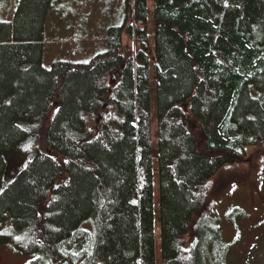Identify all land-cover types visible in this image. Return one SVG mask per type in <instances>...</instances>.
Wrapping results in <instances>:
<instances>
[{"label": "trees", "instance_id": "1", "mask_svg": "<svg viewBox=\"0 0 264 264\" xmlns=\"http://www.w3.org/2000/svg\"><path fill=\"white\" fill-rule=\"evenodd\" d=\"M93 1L109 2L110 25L105 51L84 64L43 65L56 0H16L0 18V244L61 264L89 239L80 264H158L156 135L161 264H207L222 234L213 178L248 147L262 149L264 172V0H153L154 44L148 0ZM20 153L30 160L8 179Z\"/></svg>", "mask_w": 264, "mask_h": 264}, {"label": "rangeland", "instance_id": "2", "mask_svg": "<svg viewBox=\"0 0 264 264\" xmlns=\"http://www.w3.org/2000/svg\"><path fill=\"white\" fill-rule=\"evenodd\" d=\"M52 11L49 13L45 25L44 35V61L45 68H51L58 60L87 63L98 53L105 51V36L109 29L110 20H106L102 11L109 6V2L99 6L94 11L93 0H56ZM16 0H4L0 3V18L7 20L16 8ZM94 11L91 18L89 15ZM154 2L148 0V43L154 44ZM88 19L89 21H85ZM90 34H89V33ZM126 45L134 51L137 46L130 43L124 36ZM155 48H153L154 50ZM151 91L154 111L156 109V65L151 61ZM18 125L27 129L29 123L18 121ZM154 135V208H155V234H156V260L162 263V234L160 221V195L158 179V143ZM21 146L17 147L20 148ZM25 152L22 146L21 153ZM247 155L243 162L227 163L213 178V189L210 199L215 201L216 209L211 217V224L222 231L219 240L207 242V264H264V172L262 171V149L248 147ZM12 154L8 162V179H13L26 162L30 160L24 154ZM23 156V157H21ZM14 176V177H13ZM13 177V178H12ZM7 233L18 237L13 230L10 218L6 219L4 228ZM193 238V237H192ZM190 239L193 242V239ZM19 242V241H18ZM91 241L84 239L78 246H73L66 256L74 264H80L75 258L84 248L86 252ZM69 246L67 247V249ZM85 253L83 254V256ZM0 264H46L36 257L25 256L12 244H0ZM52 264V263H48Z\"/></svg>", "mask_w": 264, "mask_h": 264}, {"label": "water", "instance_id": "3", "mask_svg": "<svg viewBox=\"0 0 264 264\" xmlns=\"http://www.w3.org/2000/svg\"><path fill=\"white\" fill-rule=\"evenodd\" d=\"M105 116H106V114H105V113H102V114L100 115V117H99L98 123L100 122V119L103 118V117H105ZM61 264H72V263H70V262L67 260V261L62 262Z\"/></svg>", "mask_w": 264, "mask_h": 264}, {"label": "bare ground", "instance_id": "4", "mask_svg": "<svg viewBox=\"0 0 264 264\" xmlns=\"http://www.w3.org/2000/svg\"><path fill=\"white\" fill-rule=\"evenodd\" d=\"M106 114V113H105ZM104 118V117H103ZM98 120H99V118H98ZM102 120V118L100 119V121ZM100 123V122H99ZM68 260V259H67ZM66 261V260H65ZM69 261V260H68ZM64 262V261H63ZM70 262V261H69ZM71 263V262H70ZM72 264H74V263H72Z\"/></svg>", "mask_w": 264, "mask_h": 264}]
</instances>
